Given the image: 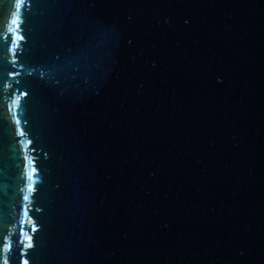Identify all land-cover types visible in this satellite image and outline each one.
<instances>
[{"label": "water", "instance_id": "obj_1", "mask_svg": "<svg viewBox=\"0 0 264 264\" xmlns=\"http://www.w3.org/2000/svg\"><path fill=\"white\" fill-rule=\"evenodd\" d=\"M25 260L264 264V0H0V264Z\"/></svg>", "mask_w": 264, "mask_h": 264}, {"label": "snow or ice", "instance_id": "obj_2", "mask_svg": "<svg viewBox=\"0 0 264 264\" xmlns=\"http://www.w3.org/2000/svg\"><path fill=\"white\" fill-rule=\"evenodd\" d=\"M22 4H23V0H16L17 11H19ZM13 23H16L15 19L13 20ZM17 40H23V36L15 37L12 40V44L14 46L16 45ZM100 46L101 45L95 44L94 41H89L87 44L82 45L78 50L69 49V51L72 52L71 55L64 57L63 60H61L60 57H57L56 58L57 62L55 64H50L47 67L51 70V73L67 75L69 77L74 78V76L81 71L83 66L90 63L91 53L93 52V50H98ZM9 51H12L13 54H15L14 48L9 49ZM9 75L14 76L17 75V73H10ZM21 95L27 96L28 92H23L21 93ZM17 123L19 124V121H17ZM18 131L20 132V135L24 134L23 131H20L19 129ZM29 143H31V140H29ZM33 172H35V169H33ZM28 178L29 180L33 178L32 173H29ZM32 187L33 186L31 184L28 185L29 191L32 190ZM24 199L27 200L28 197L25 196ZM33 231H35V229H33ZM30 240L31 237H29V241ZM27 247H32L31 243H29ZM24 264H28V261L25 260Z\"/></svg>", "mask_w": 264, "mask_h": 264}]
</instances>
